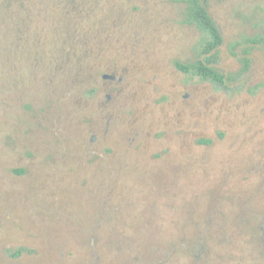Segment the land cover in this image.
Returning <instances> with one entry per match:
<instances>
[{"label": "rangeland", "instance_id": "1", "mask_svg": "<svg viewBox=\"0 0 264 264\" xmlns=\"http://www.w3.org/2000/svg\"><path fill=\"white\" fill-rule=\"evenodd\" d=\"M206 4L227 87L190 0H0V264H264V0Z\"/></svg>", "mask_w": 264, "mask_h": 264}, {"label": "trees", "instance_id": "2", "mask_svg": "<svg viewBox=\"0 0 264 264\" xmlns=\"http://www.w3.org/2000/svg\"><path fill=\"white\" fill-rule=\"evenodd\" d=\"M191 8L189 16L196 21L199 27L206 32L207 40L203 44L201 54L203 58L195 63L177 62V67L186 72L199 76L201 79L210 80L220 87H227L228 76L216 66L217 52L224 43L222 31L211 15L206 0H190ZM246 45H264V35L249 38ZM244 68L249 69L251 63L250 48H246L243 54ZM202 139V142H206Z\"/></svg>", "mask_w": 264, "mask_h": 264}, {"label": "flooded vegetation", "instance_id": "3", "mask_svg": "<svg viewBox=\"0 0 264 264\" xmlns=\"http://www.w3.org/2000/svg\"><path fill=\"white\" fill-rule=\"evenodd\" d=\"M103 78L104 79H106V80H114L115 79V76H112V75H109V74H104L103 75ZM110 82V81H109ZM110 97V96H109ZM126 150V149H125ZM126 151H128V150H126ZM115 155L117 154V150H116V152L114 153Z\"/></svg>", "mask_w": 264, "mask_h": 264}]
</instances>
